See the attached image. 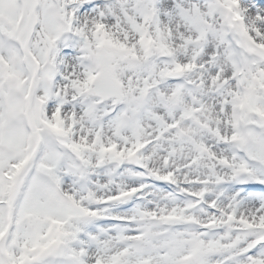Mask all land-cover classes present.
<instances>
[{
    "label": "snow or ice",
    "instance_id": "6c2138e0",
    "mask_svg": "<svg viewBox=\"0 0 264 264\" xmlns=\"http://www.w3.org/2000/svg\"><path fill=\"white\" fill-rule=\"evenodd\" d=\"M0 264H264V0H0Z\"/></svg>",
    "mask_w": 264,
    "mask_h": 264
}]
</instances>
